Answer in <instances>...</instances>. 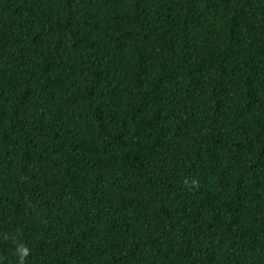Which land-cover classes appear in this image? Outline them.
Segmentation results:
<instances>
[{
    "label": "trees",
    "instance_id": "trees-1",
    "mask_svg": "<svg viewBox=\"0 0 264 264\" xmlns=\"http://www.w3.org/2000/svg\"><path fill=\"white\" fill-rule=\"evenodd\" d=\"M0 264H264V0H0Z\"/></svg>",
    "mask_w": 264,
    "mask_h": 264
}]
</instances>
